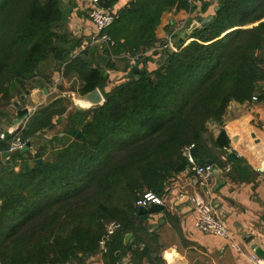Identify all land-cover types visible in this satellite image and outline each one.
Returning <instances> with one entry per match:
<instances>
[{
    "label": "trees",
    "instance_id": "16d2710c",
    "mask_svg": "<svg viewBox=\"0 0 264 264\" xmlns=\"http://www.w3.org/2000/svg\"><path fill=\"white\" fill-rule=\"evenodd\" d=\"M117 1L98 5L111 9ZM220 4L149 71L162 15L193 9L189 0H130L104 27L109 42L96 56L88 48L72 53L80 40L63 28L62 0H0V264H84L103 251L117 258L123 236L146 229L136 200L147 191L165 198L169 185L191 175L186 145L194 144L197 163L218 161L203 135L208 124L222 125L231 101L258 98L264 80V0ZM122 54L135 63L106 91L103 70L116 68L113 57ZM48 59L63 78H77L79 93L98 88L104 102L70 113L64 98L54 99L18 129L32 146L37 132L66 115L52 139L63 144L51 153V141L34 153L10 152L12 136L3 140V132L11 126L1 128L2 118L15 97L40 84L35 78ZM110 223L118 227L108 234Z\"/></svg>",
    "mask_w": 264,
    "mask_h": 264
},
{
    "label": "crops",
    "instance_id": "0c3cea01",
    "mask_svg": "<svg viewBox=\"0 0 264 264\" xmlns=\"http://www.w3.org/2000/svg\"><path fill=\"white\" fill-rule=\"evenodd\" d=\"M62 1L65 7L63 28L75 41L80 40L79 46H75L72 53L78 54L81 51L80 45L84 44L89 49V54L96 56L107 43L101 38H94V28L88 18L89 0ZM129 1L118 0L110 13L115 15ZM223 1L190 0L193 9L165 12L155 31L157 39L161 40L167 33H171L176 41L183 39L182 41L188 42L191 31L187 30L192 21L213 15L215 6ZM185 30L186 38L182 37ZM150 50L151 48L148 54L151 53ZM155 57L151 56L152 59ZM151 58L147 62L149 71L156 68V60ZM113 59L116 68L103 70L106 91L126 80L129 70L127 65L131 63L128 54ZM41 69V75L35 78L40 84L29 89L24 100H19L21 107L37 110L56 98H71L69 95L72 91L67 93L68 88L78 91L77 78H63L55 69L52 59L46 60ZM262 69L264 70V65ZM45 75L49 76L50 82L44 81ZM257 85L258 98L242 103L231 101L223 116L222 125L210 122L203 134L218 160L215 163L221 167L222 172L210 176L204 184L191 173L169 185L165 198L160 197L162 204L166 205L165 210L151 214L146 219H139L146 229L131 233L127 238L124 235V246L115 253L117 258L109 260L104 251L97 252L90 255L84 264H254V259L260 258L252 245L258 243L264 249V80H259ZM43 87L47 89V93L43 92ZM52 91H57V94L48 99ZM37 105L39 106L35 108ZM220 127H223L230 139L231 151L236 156L234 161H229L225 150L219 149L214 142V136ZM41 135L45 137V141L52 142L55 130L39 131L34 139H41ZM59 135L62 136V133ZM32 141L33 145L29 150L34 153L37 146L33 139ZM196 194L222 216L229 228V237L222 238L201 232L195 226L197 215L194 208L186 206L191 205L190 199L186 202L188 204L175 202L183 195L191 197Z\"/></svg>",
    "mask_w": 264,
    "mask_h": 264
},
{
    "label": "built area",
    "instance_id": "2783aa9c",
    "mask_svg": "<svg viewBox=\"0 0 264 264\" xmlns=\"http://www.w3.org/2000/svg\"><path fill=\"white\" fill-rule=\"evenodd\" d=\"M113 17L114 15L110 13V9H104L98 5V0H89L88 18L91 20L94 28V38H101L106 41V43L109 42V38L103 32V29L113 19ZM174 42H176V39L173 37V35L171 33L166 34L165 37H163L151 48L152 51H150L151 53L155 52L157 54V57L162 59V57L165 56L167 53H170L176 49V47H173ZM171 47H173L172 51ZM80 49H85V45L81 44ZM135 59L136 57L131 59V64L135 63ZM252 99H256V96H253ZM20 129H18V126L15 129H12L11 127L7 129L10 133V136H12L8 147V151L10 152L20 149L26 143L20 137ZM193 147L194 144L191 143L183 148V155L186 157L188 162L186 170L194 173V175L199 178L200 183L204 184L210 177V165L206 163L199 164L194 160L193 155L191 153ZM150 202L156 204L163 203L162 199L159 196L147 191L144 192L136 200L135 204L137 206H146ZM190 203L193 206L197 215L195 226L198 230L203 233H211L222 238L229 237L230 231L226 222L218 213V211L212 205H210V203H208L205 199L201 198L198 194L192 195L190 197ZM117 227L118 224L110 223L107 227V233H113V231ZM254 264H264V258L254 259Z\"/></svg>",
    "mask_w": 264,
    "mask_h": 264
},
{
    "label": "water",
    "instance_id": "95a60500",
    "mask_svg": "<svg viewBox=\"0 0 264 264\" xmlns=\"http://www.w3.org/2000/svg\"><path fill=\"white\" fill-rule=\"evenodd\" d=\"M221 4L215 6L214 11L218 10ZM213 18V15H209L207 17L202 18L201 20H193L189 29L187 31H192L195 27H199L202 24L210 21ZM187 31L182 32V37H187ZM183 39H179L176 42H174L173 47H177V45L182 42ZM173 47H171V51L173 50ZM139 72H144L143 69L139 70ZM44 93H47V89L45 87L42 88ZM29 93V90H25L23 94L20 95L19 100H24L25 96ZM72 98L74 99V103L77 104V106L82 107V109L90 108V107H97L99 105H102L104 102V97L101 94L100 90L98 88H95L87 93L84 94H78V93H71ZM19 100H13L12 105L15 108V117L12 120L11 128L15 129L17 126H19L21 123L25 122L29 116H30V110L27 107H21ZM76 137H83V134L80 130H78L75 134ZM10 137V133L8 130H4L3 132V140H6ZM214 142L216 146L219 149H223L226 152V158L229 161H234L236 158L235 154L231 151L230 146V139L227 137L225 130L223 127H220L218 132L214 136ZM30 149V142L27 141L21 148L20 152H26ZM36 163H40L41 159L37 158L35 159ZM206 164L210 165V176L220 174L222 172L221 167H219L212 159H207L205 161ZM264 170V168H262ZM190 199L189 195H183L175 202L178 203H186ZM188 204V203H186ZM190 209H193L192 205H186ZM166 205L164 204H156L153 202H150L146 206H138V213L142 215L143 219L148 218L149 215L159 213L163 210H165ZM222 217V216H221ZM130 236V233L125 234V238ZM252 238V237H249ZM252 248L254 249L255 254L260 257L264 258V249L260 247L258 243H255L252 245Z\"/></svg>",
    "mask_w": 264,
    "mask_h": 264
},
{
    "label": "rangeland",
    "instance_id": "374dc122",
    "mask_svg": "<svg viewBox=\"0 0 264 264\" xmlns=\"http://www.w3.org/2000/svg\"><path fill=\"white\" fill-rule=\"evenodd\" d=\"M158 41H160V40H158ZM154 56H156V57L154 59H152V58L151 59L153 61L156 60V63L155 64H156V67H157L159 65L160 61H162L165 58V56H163L162 59H160L159 57H157V54H154ZM128 65H131V63H128ZM138 67L140 68L141 65H139ZM71 91L74 92V93H78L79 94V92L76 91L75 89H72V90H69V88L67 89V93L68 92H71ZM71 93H70L69 97L72 98ZM56 94H57V91H52L51 93H49L48 99L52 98ZM19 97H15L13 100H19ZM71 98H68V97L66 98L65 97V102L67 104V107H68L69 111H72V113H74L76 111H83V110H87V109H91L92 108V107H90V108L82 109V107L77 106V104L74 103V99L73 98L71 99ZM32 104H33V106L35 105V103H32ZM38 106L39 105H37L35 108H37ZM32 108H34V107H32ZM29 110H30V113H32L34 111V109H29ZM7 112H8L7 115L2 118L1 128H3V129H7L8 126H11L12 120L15 117V108H14V106L12 104L7 107ZM64 119H66V115L62 116V118H61L62 121H64ZM61 120H57V117L54 118V121L55 122L57 121L59 124H57V126L54 129H52L51 131L55 130V133H56V132H59V131L62 130V128H63V122H61ZM8 122H9L10 125L8 124ZM39 138H41V139L36 140V139L33 138V140L35 141V146H37L39 143L46 142L45 141L46 139H45L44 136L41 135ZM68 138L70 139V137H68V136L65 137V142L69 140ZM60 141H61V143H58V144L55 143V142H53V141L50 142V144H48V148H47V150H49L48 152L51 153L53 150H55V144H57V146H59L60 144H63L64 139H60Z\"/></svg>",
    "mask_w": 264,
    "mask_h": 264
}]
</instances>
